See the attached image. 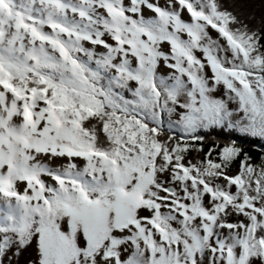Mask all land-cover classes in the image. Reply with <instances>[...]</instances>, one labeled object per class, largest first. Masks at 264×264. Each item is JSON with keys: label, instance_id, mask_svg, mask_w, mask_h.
Returning <instances> with one entry per match:
<instances>
[{"label": "snow or ice", "instance_id": "1", "mask_svg": "<svg viewBox=\"0 0 264 264\" xmlns=\"http://www.w3.org/2000/svg\"><path fill=\"white\" fill-rule=\"evenodd\" d=\"M29 249L264 264V30L221 0H0V264Z\"/></svg>", "mask_w": 264, "mask_h": 264}, {"label": "trees", "instance_id": "2", "mask_svg": "<svg viewBox=\"0 0 264 264\" xmlns=\"http://www.w3.org/2000/svg\"><path fill=\"white\" fill-rule=\"evenodd\" d=\"M222 6L244 19L250 26L264 30V0H221ZM207 143L211 144L217 140L224 142L231 137H239L238 143L245 151L253 155L257 161L261 155L256 143L250 138L239 136L238 133H222L220 130L211 131L206 134Z\"/></svg>", "mask_w": 264, "mask_h": 264}, {"label": "rangeland", "instance_id": "3", "mask_svg": "<svg viewBox=\"0 0 264 264\" xmlns=\"http://www.w3.org/2000/svg\"><path fill=\"white\" fill-rule=\"evenodd\" d=\"M35 255V252L31 249L23 251L20 256L14 258V264H28L30 260L35 258Z\"/></svg>", "mask_w": 264, "mask_h": 264}]
</instances>
